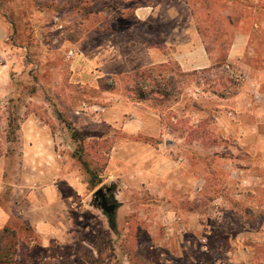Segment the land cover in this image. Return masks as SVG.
Listing matches in <instances>:
<instances>
[{
	"label": "rangeland",
	"instance_id": "obj_1",
	"mask_svg": "<svg viewBox=\"0 0 264 264\" xmlns=\"http://www.w3.org/2000/svg\"><path fill=\"white\" fill-rule=\"evenodd\" d=\"M201 42L211 66L184 70ZM0 51L17 264H264V0H0Z\"/></svg>",
	"mask_w": 264,
	"mask_h": 264
},
{
	"label": "crops",
	"instance_id": "obj_2",
	"mask_svg": "<svg viewBox=\"0 0 264 264\" xmlns=\"http://www.w3.org/2000/svg\"><path fill=\"white\" fill-rule=\"evenodd\" d=\"M149 8V7H144ZM156 11H154V8L152 10L150 9H144L136 12V14L141 19H149L153 16H155ZM254 26H259L257 22H254ZM252 39V33L251 32H242L238 34V37L236 38V41L234 42L231 50L228 53L229 58L237 57L241 58L244 56L243 49L246 48L247 45H249L250 40ZM0 54H2V51H0ZM179 57H175L179 60V63L181 67L184 70H195L199 68H204L211 66L212 59L209 56L208 51L206 50V47L204 43H200L196 46V49L189 50L185 54L179 55ZM19 132L21 135V138L24 142L23 150L25 154L30 153H37V154H44L43 160L41 161L42 164H46V157L45 154L47 153V149L51 147L52 142V134L50 131V128L44 123V121H41L39 117L35 114L28 116V118L24 119V121L21 123ZM50 151V150H49ZM40 162V164H41ZM5 161H0V229L6 227L9 224L10 221V213L6 209H10V207L5 206L3 204L4 199L3 195L8 191L7 187H5L4 177H5V167H6ZM20 166V163H18ZM47 183V182H45ZM20 178L18 179V183L16 184V187L12 188V200L10 201L13 205V202L15 201V194H20ZM49 189V188H48ZM47 186H43V192H48ZM39 224V225H38ZM43 225L44 223L38 222L37 225Z\"/></svg>",
	"mask_w": 264,
	"mask_h": 264
},
{
	"label": "trees",
	"instance_id": "obj_3",
	"mask_svg": "<svg viewBox=\"0 0 264 264\" xmlns=\"http://www.w3.org/2000/svg\"><path fill=\"white\" fill-rule=\"evenodd\" d=\"M143 81V77H137L136 79L138 86H140ZM82 162L84 165H87L86 161L83 160ZM15 238L16 232L14 229H11L7 226L0 229V264H17L15 261V254L12 253V250H14V245L16 244Z\"/></svg>",
	"mask_w": 264,
	"mask_h": 264
},
{
	"label": "water",
	"instance_id": "obj_4",
	"mask_svg": "<svg viewBox=\"0 0 264 264\" xmlns=\"http://www.w3.org/2000/svg\"><path fill=\"white\" fill-rule=\"evenodd\" d=\"M104 192L105 191L103 187L98 188L94 193L95 199L98 200L99 196H102ZM98 204L104 210V212L107 213L109 217L112 219L118 205L115 203L109 204L108 201L104 198V196L102 200L98 202Z\"/></svg>",
	"mask_w": 264,
	"mask_h": 264
},
{
	"label": "flooded vegetation",
	"instance_id": "obj_5",
	"mask_svg": "<svg viewBox=\"0 0 264 264\" xmlns=\"http://www.w3.org/2000/svg\"><path fill=\"white\" fill-rule=\"evenodd\" d=\"M103 188L105 192L103 193L102 196H99L98 200H96L97 203L101 201L104 196V198L108 201L109 204H113V203L117 204L116 198L113 195L114 194L113 188L112 187H103Z\"/></svg>",
	"mask_w": 264,
	"mask_h": 264
},
{
	"label": "built area",
	"instance_id": "obj_6",
	"mask_svg": "<svg viewBox=\"0 0 264 264\" xmlns=\"http://www.w3.org/2000/svg\"><path fill=\"white\" fill-rule=\"evenodd\" d=\"M0 57H1V54H0Z\"/></svg>",
	"mask_w": 264,
	"mask_h": 264
}]
</instances>
